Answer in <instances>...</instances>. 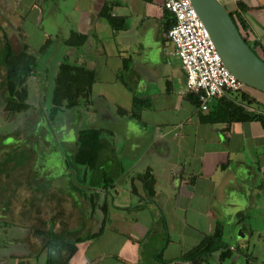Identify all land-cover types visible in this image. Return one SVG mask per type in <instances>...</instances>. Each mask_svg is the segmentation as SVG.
I'll return each mask as SVG.
<instances>
[{
    "label": "crops",
    "instance_id": "obj_1",
    "mask_svg": "<svg viewBox=\"0 0 264 264\" xmlns=\"http://www.w3.org/2000/svg\"><path fill=\"white\" fill-rule=\"evenodd\" d=\"M163 1L0 0V32L9 42L10 38L18 41L14 49L11 45L14 52L23 50L38 61L25 80L27 109H35L29 102L33 75L40 74L44 89L51 81L53 90L59 65L81 66L94 75L89 93L79 97L76 106L61 110L49 129L53 133L55 119L67 113L69 121L76 118L77 122L73 153L81 130H98L102 142L92 169L75 164L72 155L75 175L86 189L75 197L58 196L52 187H39L42 174H30L29 160V177L22 182L34 191L40 189L39 195L35 191L29 200L39 196L36 200H55V206L65 196V205L42 208L34 204L29 210L21 209L14 218L22 222L16 224L2 215L0 224L16 226L25 233L22 240L12 241L11 252L0 254V264H46L44 259L59 254L64 258L65 245L48 244L52 236L74 242L76 250L70 261L78 243L92 247L91 242H96L98 236L87 237L100 230L104 200L108 219L100 235L109 228L130 234V243L123 250L136 261L140 256L136 243L143 239V245L149 246V259L139 264H264V126L259 119L206 121L211 102L217 100L212 99L208 110L202 111L189 99L185 71L167 37ZM220 1L230 12L237 10L238 2L245 5L241 12L244 34L264 59V0ZM104 6L117 28L100 14ZM24 21H33L40 30L36 43H32L34 36L21 28ZM6 27L12 29L10 34L4 31ZM44 46L48 48L44 54H53L52 59H42ZM1 72H5L3 63ZM3 82L4 76L0 78V99L5 101ZM242 92L254 98L244 103L264 110V93H250L245 88ZM136 97L141 104L135 110ZM50 101L51 96L49 105ZM8 124L3 118L2 131L11 130ZM45 134L50 137L44 129L34 132L41 140ZM43 144L40 149L46 144L53 151L52 142ZM146 170L153 176L152 195L145 193L141 181ZM100 183L109 185L107 192L95 187ZM130 194L134 203L128 204ZM129 211L132 213L127 215ZM217 226L221 229L220 245L202 257L183 258ZM111 253H90L83 264H106ZM55 261L50 264H60Z\"/></svg>",
    "mask_w": 264,
    "mask_h": 264
},
{
    "label": "rangeland",
    "instance_id": "obj_2",
    "mask_svg": "<svg viewBox=\"0 0 264 264\" xmlns=\"http://www.w3.org/2000/svg\"><path fill=\"white\" fill-rule=\"evenodd\" d=\"M21 28L34 36V40H32V43L37 42V38L40 35V30L37 26H35V23L33 21H24L21 24ZM4 31L7 34H10V32H12V29L6 27L4 28ZM1 32L0 37L2 34ZM261 35L263 36V34ZM10 39L11 45L16 46L18 41L15 38ZM247 43L250 45V47L253 48V51H256V54L258 56L261 55V53H259V50L254 48L253 43H251L250 41ZM47 50L48 48L45 47L44 52L42 51L40 52V54L46 53ZM52 56L53 54H44L42 56V59H44V61L45 59H52ZM2 57L3 55L1 52L0 78L3 76V73L1 72ZM48 76H51L50 73H48ZM40 80V74H36L33 75L30 81L31 87L29 102L32 106H35V109L29 108L25 109V112L12 114L2 110L3 106L1 102H3L4 100L0 99V135L7 134L5 137L0 136V208L4 207V210L0 211V217L4 215L5 220L13 221L15 224L18 222H22L21 219L14 218L16 217V215L21 213V209H25L24 211L29 210V208L34 207V204L37 205V207L40 206L42 208L48 206L59 208L65 205V202L63 200L65 196L60 197L58 203L56 204L55 202V206L53 202L55 200L52 199L36 200L33 198L29 200V197L34 196L35 193H33V191H30L28 185H26L22 181L24 180L25 176L29 177L26 173V170L30 159V164H32L30 174L33 176H36L37 174H42L41 177L43 180L39 183V187L41 185L46 186L48 188L52 187L53 189H55V193H57L58 196L69 194L72 197H75L74 194L78 193V191H86L83 182L78 179V177H76V167H74L75 165L71 161L74 148L73 141L76 137V130H74V126L75 124H77L76 118L74 122L72 118H70V120L72 121L68 120L69 115L67 113L60 115L58 119H55L56 122L52 126V133V131L49 129L52 125L51 120H49L48 113L46 111V104L49 105V98L52 92V83L51 81H47V87L46 89H44V85L41 84ZM243 88H245L250 93L252 92L260 94L261 92L245 84ZM239 93H233L232 97L241 98V95L239 96ZM43 112H45V115L43 114ZM71 115L74 116L73 114ZM36 116H38V118ZM3 118L5 119V124L8 122L10 123L8 124L9 127H7L8 129L12 127L10 131H2L3 127L1 126V124ZM35 119L38 120L37 123L35 122ZM106 123L110 124L112 123V120H106ZM19 126L20 128H18ZM43 129L46 130L50 137H47L45 134L42 136V140L41 138H35L34 132H41ZM44 132L45 131H43V134ZM44 141L52 142L53 151L50 152L49 150L51 148H48L46 144V147H43V149L39 148V146L41 147L42 145H44ZM86 186L88 185L86 184ZM96 186L102 187L103 184L100 183L98 185H95V187ZM96 193L98 194V192ZM36 194L38 195L37 192ZM133 201L134 198L132 197V194H130L127 197L126 202L128 204H131V202ZM241 203L246 204V201H241ZM16 211L18 212V214ZM131 213L132 212L129 211V214H126L130 215ZM22 217H25V215H23ZM3 224L4 223L0 224V245H3L1 244L2 242H4L5 245H3L4 251L0 253L1 255H4L8 251L11 252V250H13L12 241L19 240L20 238L23 239V233H25L23 232V229H16V226L7 228V225L5 224V226H3ZM129 238L130 234H126L125 232H123L122 234L114 229L111 231L110 228L109 230L106 229L102 235L96 238V245L94 243V240L91 242L92 247L87 246V243H78L77 252L72 257V259H70V261L66 262V264H83L88 254L91 253L93 255H97L101 254V252L104 253L107 251L112 252V256L106 258V264H139L148 260L149 246L148 244L143 245V239H140V241L136 243L140 247V256L138 258V261H136V258H129L128 254H125L126 251L128 252V250H123V248H126L124 247L125 245H129ZM144 243H146V241H144ZM21 250L23 251L25 250V248L22 247ZM49 258H51V256ZM49 258L48 260L44 259L43 261L46 264H50ZM53 258L55 257H52L51 259Z\"/></svg>",
    "mask_w": 264,
    "mask_h": 264
},
{
    "label": "trees",
    "instance_id": "obj_3",
    "mask_svg": "<svg viewBox=\"0 0 264 264\" xmlns=\"http://www.w3.org/2000/svg\"><path fill=\"white\" fill-rule=\"evenodd\" d=\"M236 6H237V10L235 12L229 11V14L232 20L234 21L235 25L237 26L242 37L245 39L246 42H249L250 40L244 34L245 31L244 28L246 27V25L244 22V18L241 16V12L245 9V5L242 2H238ZM107 10H108L107 7L104 6L100 14L107 17L109 23L114 28H117L115 26V21H114L115 19L110 17ZM164 16L165 19H168L167 27H166V32H167V30L174 23V17L166 8H165ZM1 30L2 29L0 27V31ZM0 39L2 40V55H3L2 63L5 68V72L3 74L4 82L2 85L6 92L4 110L9 113L21 112L28 108V104L26 103L27 90L25 86V80L30 74L33 73L32 71L37 67L38 61L35 56L31 54H27L23 50L17 53L14 52L11 43L8 40V37L5 34H1ZM253 46H255V43H253ZM44 48L45 46L42 47L41 50L43 51ZM259 57L261 58L262 56ZM93 81H94V75L92 71L86 70L81 66H72L65 63L59 65L58 71L56 72L54 78V86L50 101L51 103L48 107H46L49 120H54L56 115L61 110L76 106L79 97H82L89 93L90 86ZM240 95L241 98L239 99L241 101L250 102L254 99L253 97L249 98V95L242 91L239 93V96ZM188 97L195 105L199 106L200 102L195 94L193 93L190 94L189 92ZM235 99L237 98H233V99H231L230 97L218 98L215 99V101L216 100L217 101L214 103H212L210 100L211 106L209 111L205 115L206 121L208 120L210 122H217L220 120H225L231 122L233 120L246 121L250 119H259V121L262 122V125L264 126V120L262 119L261 115L248 113L240 104L234 102ZM140 104L141 101H139V98L138 97H136V99L134 98L133 101L134 109L139 107ZM134 112L136 115L138 114L137 111ZM76 146L77 147L73 153V160L75 164L84 165L89 169L94 168L97 163L99 151L102 148V142L99 138L98 130L96 129L81 130L78 134ZM107 180L108 178L106 177L105 181ZM141 181L145 193L152 195L154 193V188H153L154 181H153V176L149 170H146L142 174ZM108 186L109 185H107L106 183L103 184L102 186L106 192L108 191L107 190ZM28 188L30 191H33V193H35L36 191L39 195L40 189L35 188L34 191L33 186H28ZM38 197L39 196H35L33 198L37 199ZM100 208L102 211L100 230L96 233L90 234L87 238H93L99 236L102 233V230L104 229L105 223L108 219V207L105 200L102 202ZM51 234L52 232H48L47 234L43 232V235H51ZM220 237H221V229L219 226H217L213 234L204 237L203 240L194 249L185 253L183 255V258H187V257L189 258L195 255L202 257L203 254L209 252V250L221 244ZM49 240H50L48 243L49 245L55 242H57V245L59 246L61 244L65 245L66 248L65 250L67 252L65 257L61 258V254H59L58 257L54 258L53 260L55 261L58 259L60 264H66V262L69 261V258L76 250L74 242L65 241L63 238L60 239V237H55V236L49 237ZM45 246L47 245L45 244ZM53 260L49 258V261L52 262Z\"/></svg>",
    "mask_w": 264,
    "mask_h": 264
},
{
    "label": "built area",
    "instance_id": "obj_4",
    "mask_svg": "<svg viewBox=\"0 0 264 264\" xmlns=\"http://www.w3.org/2000/svg\"><path fill=\"white\" fill-rule=\"evenodd\" d=\"M163 6L174 17L167 37L185 71L186 89L198 97L200 109L207 111L212 99H233V93L241 92L244 83L224 65L191 0H164ZM234 102L264 120V110L241 100Z\"/></svg>",
    "mask_w": 264,
    "mask_h": 264
},
{
    "label": "water",
    "instance_id": "obj_5",
    "mask_svg": "<svg viewBox=\"0 0 264 264\" xmlns=\"http://www.w3.org/2000/svg\"><path fill=\"white\" fill-rule=\"evenodd\" d=\"M226 68L264 93V60L245 41L220 0H191Z\"/></svg>",
    "mask_w": 264,
    "mask_h": 264
}]
</instances>
